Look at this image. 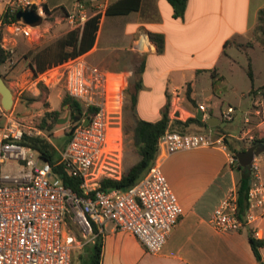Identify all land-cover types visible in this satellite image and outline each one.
I'll return each mask as SVG.
<instances>
[{
  "label": "built area",
  "instance_id": "1",
  "mask_svg": "<svg viewBox=\"0 0 264 264\" xmlns=\"http://www.w3.org/2000/svg\"><path fill=\"white\" fill-rule=\"evenodd\" d=\"M105 7V0H78L66 14V22L76 29L90 19V10L99 13ZM25 11L48 17L40 0L7 2L0 17V30L4 31L0 46L9 54L5 66L15 63V37L32 36L34 27L17 19L18 13ZM28 76L26 87L21 81L17 84L19 97L25 91L34 93L39 87L61 86L68 96L91 112L67 127L71 133L67 145L61 150L55 148L58 162L44 161V166L39 167L40 155L27 144V139L50 141V138L26 118L15 115L14 109L6 111L0 97V264H74L77 241L70 232L69 220L81 229L84 239L94 236L95 227L102 232L104 225L112 222L117 229L133 233L149 253L159 254L183 213L163 171V156L220 148L228 153L232 169L240 165L237 155L229 150L225 135H215L211 130L204 133L167 130L159 139V153L153 166L140 181L125 191L104 192L100 190L101 179L121 180L124 174V79L89 65L81 57L54 65L38 76L29 68ZM198 110L204 113L203 121H207L206 105H200ZM256 112L264 117V110ZM235 114L236 109L228 106L222 117L231 123ZM58 166L67 177L81 181V194L65 185L56 171ZM250 170L253 180L245 216L240 217L237 196L232 193L210 219L217 231L238 232L264 216V183L256 156ZM251 234L260 238L256 228Z\"/></svg>",
  "mask_w": 264,
  "mask_h": 264
},
{
  "label": "crops",
  "instance_id": "2",
  "mask_svg": "<svg viewBox=\"0 0 264 264\" xmlns=\"http://www.w3.org/2000/svg\"><path fill=\"white\" fill-rule=\"evenodd\" d=\"M8 1L0 0V17ZM40 1L48 11V17H42L43 22L51 19L53 23H60L64 19L62 11L66 17L78 0ZM116 1L105 0L106 7L99 13L90 10V18L101 16L99 30L93 48L80 57L89 65L124 79L123 121L129 126L135 125L136 118L159 122L169 106L168 130L177 131L173 129L174 122L198 118L201 113L198 107L202 104L208 109L206 115L209 119L220 121L208 104L218 91L228 88L246 97L245 88L228 81L218 67L229 42L247 39L253 34L259 13L264 9V0H188L182 17L174 16V9L167 0H142L141 8L136 12L106 15L108 6ZM68 27L69 31L75 30L69 24ZM40 29V26L33 28L37 32H41ZM151 33L164 36L163 53H158L156 44L150 39ZM248 52L250 55V49ZM141 67L142 72L138 74ZM208 74L212 79H207ZM20 76L14 77L17 78L16 85L20 81L27 84L29 79L26 80L24 74ZM202 86L208 87L205 88L207 102L197 101L196 95L198 90L202 91ZM254 90L257 89L248 91L253 107L245 117L240 134H235L230 126L221 128V121L218 129L203 121L208 128L193 125L186 130L187 133L211 130L215 135H225L238 149L245 145L250 147L252 140L249 137L254 139L253 130L264 127V117L257 115L255 95L251 94ZM37 91L31 93L36 95ZM134 93H137V103L132 111ZM224 105L221 113L233 106ZM255 118H260L256 126L252 125ZM246 119L250 121L248 124ZM131 131L134 135V129ZM257 151L264 183V148H257ZM136 162L128 164V168ZM162 166L183 210L162 252L149 253L133 233L121 231L114 223L107 222L102 232L98 230L103 238L100 264H261L252 249L249 235L256 228L260 232L259 240L264 243V216L256 224L231 233L217 231L210 223L214 210L222 201L232 193L236 194L239 173L228 165L226 151L220 148L179 151L163 156ZM72 225L68 224L77 241L74 250L88 244L91 253L98 234L95 232L94 236L84 239ZM260 253L264 263V246Z\"/></svg>",
  "mask_w": 264,
  "mask_h": 264
},
{
  "label": "trees",
  "instance_id": "3",
  "mask_svg": "<svg viewBox=\"0 0 264 264\" xmlns=\"http://www.w3.org/2000/svg\"><path fill=\"white\" fill-rule=\"evenodd\" d=\"M174 9L175 17H182L186 11L188 0H167ZM142 0H118L111 3L106 11L108 16H121L128 15L132 12L140 10ZM5 17V16H4ZM101 16L97 15L90 18L87 22L80 25L77 29L69 31L64 37L57 41L55 45L44 47L37 51H31V53L25 58L29 60V67L35 76L46 71L48 68L61 64L70 59L78 58L88 51H90L96 41L97 32L99 30ZM4 35L3 29L0 30V41ZM254 35L260 44L264 46V9L260 11L258 17V24L254 29ZM150 39L157 46L158 53H163L165 49V38L162 34L151 33ZM234 44V41L228 43V45ZM227 46V45H226ZM252 46V45H251ZM239 50H244L249 57V52L244 48L242 44H236ZM248 48V47H247ZM9 59V54L3 50L0 46V67L4 66ZM142 72V67L137 70V73ZM249 74L253 77V72L250 69ZM262 94L264 97V86L251 92L252 95ZM34 99L32 101H36ZM137 103V93L132 96V111H134ZM62 107H67V111L70 113V117L75 121L76 118L85 115H89L91 110L85 108L66 94L62 101ZM135 117V115H134ZM66 121V117H62L60 111L47 110L41 120L39 128L45 132H51L55 129L56 125ZM170 117L169 106L163 111V118L156 123H150L141 121L136 118L134 126H128L131 131L134 129L135 146L137 150L138 161L128 169L124 170V174L121 180H113L109 178H103L100 181V190L109 192L114 189L128 190L140 181L153 166L158 153H159V139L169 129ZM193 125H197L202 128H208L209 125L206 122L199 120L198 118L188 119L186 122L175 121L173 129L181 133H187V129ZM126 127V131L128 130ZM216 129L219 126L215 127ZM223 133V132H222ZM71 133H69V136ZM229 150L238 154L246 151L250 147L264 148V137H257L255 134L254 139L250 147L243 146L238 149L235 144L231 143L229 139H226ZM27 144L40 155L43 161H48L52 164L58 162L59 156L53 150L51 144L42 138L27 139ZM239 173V180L237 183L236 196L239 208L240 217H244L248 210V196L251 188V181L253 180L250 166L242 167L238 165L233 168ZM56 171L62 177L64 183L69 188H72L77 193L81 194L79 179L69 178L65 175L61 166L56 167ZM95 232L98 234V229L95 227ZM250 244L256 255V258L261 264L262 256L260 249L264 246L263 241L255 239L252 234L249 235ZM103 252V238L98 234L96 242L87 260H84L83 264H100Z\"/></svg>",
  "mask_w": 264,
  "mask_h": 264
},
{
  "label": "rangeland",
  "instance_id": "4",
  "mask_svg": "<svg viewBox=\"0 0 264 264\" xmlns=\"http://www.w3.org/2000/svg\"><path fill=\"white\" fill-rule=\"evenodd\" d=\"M68 8V6H67ZM62 16L64 19L60 23H53L51 19L41 23L40 31L37 32L32 30V36L26 38L24 36H16L17 41L16 54L14 56V64L4 65L0 67V76L4 77L8 86L14 92L16 96V102L13 107L15 115H26L27 113L30 116H26L28 123L39 127L41 120L47 110L50 111H60L62 117H66V121L56 125L55 129L51 132H46L47 137L50 138L49 144L53 147V150L57 154L55 148L61 150L64 148L69 139V131L67 127H72L74 120L71 119L67 107H62V101L66 96V92L63 87H53L45 88L39 87L36 95H33L31 92L25 91L24 94L19 97L18 87L16 85V79L21 78V74L26 76V80L29 79L28 70H29V60L25 57L28 56L31 51H37L44 47L55 45L58 40L66 35L70 30L65 19V15L62 11ZM234 44H242L244 48L249 51L250 55L247 56L246 51L239 50L235 46L230 45L226 49V55L222 58L218 69L220 70L223 76H226L227 80L232 84H240L241 87L246 90V97H242V93H234L231 89L226 88L223 91H218L216 97L213 101H210L208 104L213 107L214 115L217 116L220 121L221 128H232L231 130L235 134H240L243 129L245 117L248 116V112L253 107L252 97L249 95L248 91L253 88L259 89L264 86V46L257 41L254 32L247 39H236ZM252 45V46H251ZM248 47V48H247ZM252 70L253 77L250 76L249 70ZM17 75V78L14 77ZM207 79H212V75L208 74ZM28 84L23 83V87H26ZM212 90V86H208ZM202 86V91L198 90L196 95L197 101L207 102L206 97L207 93L205 88ZM126 94V93H125ZM1 97V95H0ZM37 99L36 101H32ZM256 99V108L264 110V97L262 94L255 96ZM226 107L227 104H231L236 107L235 119L231 123H227L221 113V108ZM224 107V108H225ZM262 118V116L260 115ZM260 118L253 119L252 125L256 126ZM4 120L2 121V124ZM128 124L123 122V140H124V155H125V169L128 168V164H132L138 160L137 150L135 146V139L132 131L129 130ZM126 127L128 130L126 131ZM206 129L201 130L200 132L204 133ZM257 137H264V127L261 130H253V135ZM246 146V145H245ZM58 155V154H57ZM59 160V158H58ZM45 162L41 159L39 162V167H43ZM70 224V220H69ZM77 234L83 236L81 229L77 225H72ZM71 229V228H70ZM90 245H86L82 248H76L73 252L74 264H83L84 260H87L90 255Z\"/></svg>",
  "mask_w": 264,
  "mask_h": 264
},
{
  "label": "water",
  "instance_id": "5",
  "mask_svg": "<svg viewBox=\"0 0 264 264\" xmlns=\"http://www.w3.org/2000/svg\"><path fill=\"white\" fill-rule=\"evenodd\" d=\"M18 20H23L24 23L32 26L37 27L41 25L43 22V18L39 16L34 11H25V12H19L17 15ZM0 95H1V102L3 108L10 112L13 110V107L15 105V97L12 89L8 86L7 82L5 81L4 77L0 76ZM21 117L30 116V114L26 115H20ZM198 119L203 121L204 114L201 112L198 115ZM80 118H76L75 121L78 122ZM86 121L85 123H87ZM207 123L211 127H216L220 124L219 120H216L214 118L208 119ZM237 155V159L239 160V163L242 167L250 166L254 160V157L258 155L257 147L253 146L247 149L246 151L240 152Z\"/></svg>",
  "mask_w": 264,
  "mask_h": 264
}]
</instances>
